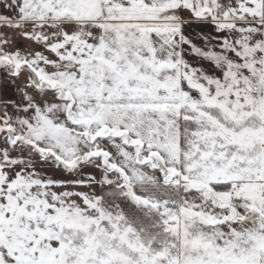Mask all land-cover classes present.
I'll list each match as a JSON object with an SVG mask.
<instances>
[{
	"label": "snow or ice",
	"instance_id": "6c2138e0",
	"mask_svg": "<svg viewBox=\"0 0 264 264\" xmlns=\"http://www.w3.org/2000/svg\"><path fill=\"white\" fill-rule=\"evenodd\" d=\"M0 264H264V0H0Z\"/></svg>",
	"mask_w": 264,
	"mask_h": 264
}]
</instances>
